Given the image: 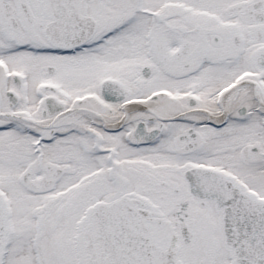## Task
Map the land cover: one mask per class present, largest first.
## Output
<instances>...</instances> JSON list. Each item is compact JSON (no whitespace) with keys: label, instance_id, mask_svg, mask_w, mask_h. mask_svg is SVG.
I'll list each match as a JSON object with an SVG mask.
<instances>
[{"label":"snow or ice","instance_id":"1","mask_svg":"<svg viewBox=\"0 0 264 264\" xmlns=\"http://www.w3.org/2000/svg\"><path fill=\"white\" fill-rule=\"evenodd\" d=\"M0 264H264V0H0Z\"/></svg>","mask_w":264,"mask_h":264}]
</instances>
